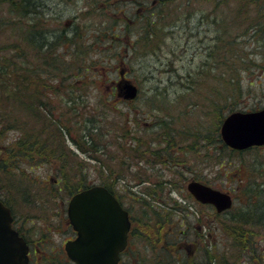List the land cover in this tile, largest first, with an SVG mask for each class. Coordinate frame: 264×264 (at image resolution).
<instances>
[{"label":"trees","instance_id":"1","mask_svg":"<svg viewBox=\"0 0 264 264\" xmlns=\"http://www.w3.org/2000/svg\"><path fill=\"white\" fill-rule=\"evenodd\" d=\"M113 1H110L109 6H98L89 1L85 5V10L103 14L110 8L114 9L117 15L123 13L122 9L118 8V3ZM139 1L147 6L148 2L149 5L153 3V0ZM238 1L242 3L241 0H227L228 4L232 2L234 5H237ZM217 2L224 4L226 1ZM47 9L44 0H0V26L8 23L7 26L18 36L12 42L0 41V55L5 56L0 58V197L12 208L14 226L19 232L30 240L19 226L18 214L12 202L14 198L24 199L28 206H35L39 203L35 191L40 184L47 192L46 195H42L47 201L57 196L71 197L94 181L93 177L97 176L96 170H99L101 178H108L104 175L112 172L111 161L117 158L116 153L121 150L126 152L127 157L132 154L134 164L146 161H152L150 163L154 167L157 163L158 166L165 164L173 175L155 177L156 180H150L151 177L141 178L139 183L144 182L147 186L138 191L139 195L134 191L137 194L132 196L134 201H140L137 203L140 211L137 212L136 208L133 211L130 244L121 264H177V257L173 259V251L183 255L179 264H264V160L255 163L254 166L251 165L250 169H247L246 177L239 180L243 185L242 193L246 197L242 203L223 212L215 210L213 213L222 232L221 244L208 245L206 242L198 246V252L194 253H198L196 257H189L191 254L185 251L182 241H193L194 238L179 234L178 229L182 225L179 223L182 220L174 222L180 227L171 225L176 226L173 231L165 227L173 219L182 218L190 224L188 218L191 214L200 216L199 207L191 212L187 203L183 205L184 201L172 196L175 188L180 189L177 184L180 183L183 188L185 181L190 178L181 168V164L186 162L181 154L195 151L193 148L196 145L205 148L207 143L220 147L222 151L228 150L231 153L236 151L224 142L220 128L225 117L239 110L241 106L240 82L243 77L239 70L242 67L241 58L245 61L247 58L239 55L238 44L244 35L240 36L237 29L235 32L228 29L217 34L203 63L208 68L207 73L210 69L214 73L213 77L217 78L216 70L212 69L225 68L219 75L220 80L217 79L218 83L225 87L219 94L220 99L205 92L196 93L204 96L209 105L218 112L215 128L194 133L188 127L186 130L180 129L181 125L176 122L177 115L169 114L176 108L158 105L161 114L156 124L161 138L155 137L151 140L157 142L155 146L145 147L142 135H133L131 128H126L129 122H124L125 126L116 127L123 118L128 120L126 116L120 114L118 118H114L109 114L115 107L113 102L115 97H119V81H114L115 85L109 86L110 91L107 94L104 92V88L105 90L108 88L106 84L110 81L107 65L113 62L112 69L118 70L122 46H125L127 53L134 52L138 43L142 41V33L140 32L137 38H129V45L127 42L118 45L117 39L127 37L129 30L123 28L124 33L120 31L122 22L115 18L114 25L117 26L109 24V30L106 31L107 27L100 25L93 33L80 39L78 33L80 26L76 21L68 25L66 21L47 15ZM5 10L12 15L10 22L2 21ZM161 11V8L159 11H150L147 38L153 37L156 33L155 26L161 17ZM50 18L58 19L57 25L60 28L50 29ZM254 30L245 27L248 34L255 33ZM248 34L245 36L248 37ZM149 38L148 40H151ZM150 43L149 41V46L152 47ZM97 44L102 46L99 52ZM149 50L147 49L145 53ZM105 57L111 59L108 61ZM119 76L121 79L120 69ZM190 82L191 85L188 87L192 89L194 80L191 79ZM201 82L196 85L199 87ZM90 87H95L97 91V105L90 104L84 98V90ZM51 95L53 99L58 100L57 103L53 100V105H50ZM153 95L152 104L166 101L169 103L165 104L172 105L171 102H174L162 92L155 91ZM186 98L187 94L184 92L178 95L175 101L183 102ZM189 103L196 105L197 108L203 106L199 98L195 101L190 99ZM179 113L183 116L181 111ZM113 126L116 128L113 129ZM1 131L17 133H14L11 140L3 142L8 136L4 134L1 140L3 136ZM74 146L75 148H72ZM113 147H116V150L112 151ZM261 148L254 146L248 149L258 151ZM243 151L245 150L240 152ZM81 155L96 162L90 164L83 161ZM225 164L226 161L220 162V167ZM33 166L51 167L41 182H38L40 181L38 177L30 171L34 169ZM18 174L21 176L18 177ZM116 177L120 179L128 176L126 173L116 171ZM179 178L181 182L177 181ZM196 179L201 180L199 177ZM26 196L28 198H25ZM189 196L195 199L190 193ZM195 202L197 205L205 206L196 199ZM206 206L214 209L210 204ZM163 229L165 234L152 235L154 230L160 234ZM201 237L197 236V239L200 240ZM44 243L46 244L38 246L40 248L38 256L41 260L31 264H72L62 250H56L48 241Z\"/></svg>","mask_w":264,"mask_h":264},{"label":"rangeland","instance_id":"2","mask_svg":"<svg viewBox=\"0 0 264 264\" xmlns=\"http://www.w3.org/2000/svg\"><path fill=\"white\" fill-rule=\"evenodd\" d=\"M44 1L48 7L46 12L47 15H52V17L58 18L63 22L68 20L69 25L76 21V24L80 26L78 32L80 39H84L86 35L93 33V30L100 25V27H107L106 31L109 30V24L117 26L114 25L116 23L115 18L120 19L122 22L121 25L118 22L122 27L120 31L123 32V28L129 30L127 37L117 39L118 45H123L121 43L125 42L129 45L131 37L137 38L139 33H142V41L138 43L137 50L134 52L128 51L127 53L124 49L125 46H122L120 51L121 59L123 60L120 59L118 70L112 69L113 62L111 63L112 65H107L109 66L108 77L110 81L106 84L108 88H106V90L104 88V92L107 94V92L110 91L109 86L115 85L114 81L121 80L119 69L120 71L124 70L126 78L139 86L140 94L134 100L127 101L123 99L121 95L115 97V101H113L115 107L109 114L114 118H118L120 114L126 116L128 120L123 118V121H119V126L116 127L125 126L124 122H129L128 124L130 127L126 126V128H131L133 135H142L145 147L146 145L150 147L155 146L154 144L157 142H151V140L155 137L161 138L158 133L159 127L156 124L159 122V114H161L158 105L161 107L170 106L176 108V110L170 111L169 114L177 115L176 122L181 125L179 126L180 129L186 130L188 127L192 129L194 133L198 130H212L215 128L218 112L215 111L214 107L212 108L209 105L210 103L204 99V96L197 95L196 93L201 91L211 97L221 98L219 94L224 91L225 87L218 83V80H220L218 78L225 68L215 67L212 69L216 70L217 78L215 76L213 77L214 73L211 72L210 69L209 73H207L208 68L205 67L203 63L207 58L208 51L210 52L211 50L216 35L223 33L224 30L229 29V31L232 32L238 30L240 36L244 35L242 41L238 44V50L240 49L239 55L247 58L245 61L240 57V65H242V67H240L241 70H239V73L243 79L242 82H240L239 102L241 106L239 110L264 108V30L259 32L258 40L253 37L254 32H249V34L245 32L246 26L242 25L240 22L242 19L237 14L239 11L238 9L241 7V2L239 1L237 5H234L232 2L228 4L227 0H224L226 1L224 4H219V2H217L218 0H168L166 2L163 0H153V3L149 5L148 2V6L146 5L147 8H144L139 0H114L113 2L118 3V8L123 11V13L121 12L118 15L117 13L115 14L114 9L111 10L110 8L103 14H98L93 11L86 12L85 10V5L89 1L98 6H109L111 0ZM159 8L162 9V14L155 26L156 33H154L153 37H148L151 39L148 40L146 30L149 26L150 11H159ZM6 10L3 12L4 18L2 21L10 22L12 20V15ZM55 18H50L49 20L50 29L56 27L60 28V26L57 25L59 20ZM6 24L8 25V23ZM7 25L4 24L3 27L0 26L1 43L12 42L18 38L16 32H13ZM219 25L221 27H219ZM246 34H248V37L245 36ZM149 41L152 47L149 46ZM81 42H83V40ZM100 47L102 46H97L98 52ZM147 49L150 50L148 53H145ZM2 57L5 56L0 55V58ZM105 59L109 61L111 58L105 57ZM121 66L124 67L120 68ZM235 73L239 74L237 72ZM191 79L194 80L192 89L188 87L191 85ZM199 81H202V84L198 87L196 84ZM155 91L162 92L166 94L170 100H174V102L170 101L172 105L165 104L169 102L157 100L158 103L152 104ZM84 92V98L90 104L93 103L97 105L98 98L95 87H90V89L87 88ZM184 92L187 94L186 100L183 102L175 101L178 95ZM107 97L109 98L108 95ZM198 98L203 102V106L200 105L197 108L196 105L194 106L189 103L190 99L195 101L198 100ZM53 100L56 103L58 102V100H56V98L53 99L51 95L50 105H53ZM179 111H181L183 116L180 115ZM116 127L113 126V129ZM109 129L110 127H108L107 130ZM14 133L17 132L10 131L6 133L1 131L3 135L1 140H3L4 134L8 137H6L3 142L5 140H11L14 137ZM72 148H75V146ZM193 149L195 151L191 150L188 154H181L186 161L185 164H181L184 174L190 178L199 177L203 181H208L216 188L232 193L235 197V206L242 203V200L246 197L242 193L243 185L239 183V180L246 177L247 169H250L251 165L254 166L255 163L264 160V146L258 149V151L256 149H248L243 152L236 150L232 153L228 150L222 151L220 147L217 148L216 145H209L208 143L205 148H200L199 145H196ZM113 150H116V147H113L112 151ZM187 151L188 149H186L185 153H187ZM116 154L117 158H122V160H118L117 158L113 159L111 161L112 167H114L118 173H126L128 176L127 178L118 179V182H120V184H118V190H122L127 194V200L129 202L131 201L133 203V208H136L137 212H139L140 209L137 203L140 201H134L132 196L137 194L134 191L138 192L141 188L145 189L147 186L144 182L139 183L141 178L148 179V177H151L150 180H156V178L161 177V173H164L162 175L163 178L164 176L173 177V175L165 164L158 166L157 163L155 167L153 164L151 165L150 162L152 161L134 164L132 154L127 157L126 152H122L121 150ZM81 158L83 161H87L90 164L94 163L92 160L82 155ZM222 161H226V164L220 167V162ZM130 162L131 164H129ZM229 162H231V164H229ZM35 167L33 166L34 169L30 171L38 177L40 180L38 182H41L51 166ZM20 176L21 174H18V177ZM32 177L33 176H31V178ZM96 177L97 176L93 177V182L96 181ZM179 177L182 179L181 176ZM52 178H54V176H52ZM180 178L177 181L181 182L182 180H180ZM188 181L189 179L185 181L183 188L180 186V183L177 184L178 188L182 191L175 188V190L172 191V196L179 201H184L183 205L187 203L189 205L188 209L191 212L199 207V211H197L200 216L191 214L188 218L193 225L191 226L192 236L190 239H194L193 241H182V246L185 251L191 254L189 257H196L198 253H194L196 251L198 252L199 245H203L206 242L208 245L214 243L221 244L222 232L213 214L216 209H212L206 206V204L205 206L197 205L195 199H191L189 196L190 192L187 189ZM126 184L130 185V187H127ZM20 185H22V183H20ZM22 186H25V184ZM38 190L40 192H38ZM35 193L39 201L35 206H28L24 199L17 200L18 198H14L15 200L12 201L15 205V212L18 214L19 226L31 240L34 247L46 244L44 242L48 241L49 245L55 247L56 250H62L63 253L64 243L68 237L65 231V212L70 196L64 198L57 196L53 200L47 201L46 197L42 196L47 194L42 184L38 186ZM137 195H139V192ZM38 197L40 198L38 199ZM25 198L28 197L26 196ZM178 220H182L180 223L186 224V220L177 218L169 221L165 226L168 227L166 229L169 230V226L173 225V223ZM199 226L201 227L200 229L198 228ZM161 234H165L164 229L160 234L155 230L152 232V235L156 236ZM203 234H205V236H203ZM200 235L202 237L198 240L197 236ZM176 257L177 264H179L183 255H180L177 251H173V259Z\"/></svg>","mask_w":264,"mask_h":264},{"label":"water","instance_id":"3","mask_svg":"<svg viewBox=\"0 0 264 264\" xmlns=\"http://www.w3.org/2000/svg\"><path fill=\"white\" fill-rule=\"evenodd\" d=\"M119 94L125 99L138 96L139 87L121 70ZM221 135L227 145L243 150L264 145V108L235 110L222 125ZM188 190L196 199L216 207L218 212L230 209L234 198L200 180H191ZM68 215L78 235L65 244L68 256L76 264H118L128 243L131 220L118 199L104 186L95 185L74 194ZM12 209L0 198V264H29V245L13 226Z\"/></svg>","mask_w":264,"mask_h":264},{"label":"flooded vegetation","instance_id":"4","mask_svg":"<svg viewBox=\"0 0 264 264\" xmlns=\"http://www.w3.org/2000/svg\"><path fill=\"white\" fill-rule=\"evenodd\" d=\"M128 1V0H127ZM241 7L238 9L239 11L237 12V14L239 15V17H241V23L242 25H245L247 28H251V29H255V33L253 35L254 38H257L256 40H258L259 37V33H257L256 31H260V30H264V0H241ZM140 4H143L144 8H147L146 4L143 3L142 1H140ZM77 19V17H76ZM132 21V20H131ZM66 23L69 25L68 20L66 21ZM96 162V161H94ZM112 172H107L106 175L108 178L104 179L101 178L100 174H99V170H96V181L92 182L91 184L86 185L85 187H82L80 190L86 189L92 185H101V186H105L114 196L117 197V199L120 201L121 205L123 206L124 209H126L129 212V215L132 219V214L134 211L133 208V203L127 200V194L124 193L122 190H118V184H120V182H118V179L116 177V171L111 167ZM98 171V172H97ZM164 173H161V178H163ZM123 179V178H120ZM119 179V180H120ZM193 179V178H189ZM126 186L128 187L129 185L126 184ZM65 231H66V235H68V237L66 238V241L69 239H73L77 236V232L74 229L69 215H68V204L66 205V212H65ZM133 222V220H132ZM178 225L182 224L180 229H178L179 234L181 233L182 235L186 236V237H191L192 236V231H191V226H193L191 223L189 224L188 222H186V224L183 223H173V225ZM176 226L171 227L170 226V231H173L174 228ZM199 229L201 228L200 226L198 227ZM131 231H132V226H131V230L129 231V244H130V235H131ZM66 237V236H65ZM29 248H30V259H31V263L33 262H37V260H41V257L39 258L38 256V252H40V248L38 247H34L31 240H28L26 238ZM65 241V242H66ZM128 244V245H129ZM65 245V243H64ZM128 245L127 247L124 249V251L122 252V256H121V260L119 262V264L123 263L124 260V254L127 252L128 250ZM63 253L67 256V259L71 261L72 264H76L74 263L67 255L66 249L65 247H63Z\"/></svg>","mask_w":264,"mask_h":264}]
</instances>
